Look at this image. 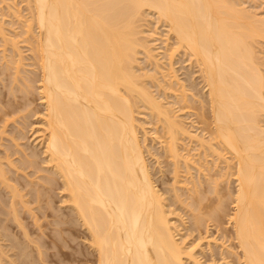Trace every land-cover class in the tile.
<instances>
[{"label":"bare ground","instance_id":"1","mask_svg":"<svg viewBox=\"0 0 264 264\" xmlns=\"http://www.w3.org/2000/svg\"><path fill=\"white\" fill-rule=\"evenodd\" d=\"M22 1L26 2L29 12L25 33L28 34V49L32 51L31 60H35L39 73L36 79L18 76L26 71L23 68L26 57L16 45L19 41L6 37L3 22L0 36H4L1 38L5 44H12L11 49L15 52L13 83L22 77L18 83L30 92L35 90L32 84L39 82L36 89L44 113L39 118L42 127L37 124L38 132H41L38 141L43 145L44 161L38 162V153L35 150L28 152V148L18 141L24 138V133L21 134L24 124L23 128L17 127L19 137L10 133L16 148L0 155V264H188L189 261L202 264L195 254L197 247H185L177 222L170 217L176 216L175 212L168 210L166 195L156 188L144 152L147 134L142 140L139 136L143 126L137 115L141 114L142 107L147 115L150 113L152 116H149L160 122L167 135V140L161 139L166 145L159 142L169 152L174 173L179 171L180 158L184 156L179 155L180 135L196 139L200 148H206L212 155L224 150L231 153L235 159L234 169L225 165L234 170L232 175L236 182L234 192L227 194L228 200L233 199V213L228 218L232 226L230 238L239 250L235 255L242 264H264V64L260 62L264 60L253 45L264 40V17L254 14L258 11L252 10L251 14V9L240 7L243 6L241 0ZM10 5L8 9L13 7ZM147 12L156 15V19L167 26L166 44L173 37V48L170 46L169 53L166 49L171 72L173 63L170 60L181 53L190 61L194 59L192 63L199 68L206 96L200 101L205 109L196 114H200L207 127L212 124L211 129L207 128L211 136L208 140L190 132L186 124L174 117L172 108L162 104L151 89V86L162 85V81H156V74L162 69L159 71L158 60L155 62L157 54L152 53L146 37L148 33L141 36V23ZM140 52L144 53L147 62L156 58L152 62H155L156 73L154 70L138 72ZM166 73H163L164 79L168 77ZM148 78L149 81L154 78L156 84L148 85ZM171 78V81L180 82L173 72ZM191 86L187 88L192 92L194 87ZM181 90L186 104L196 100L195 93L188 95ZM14 91L11 90L15 94ZM27 92L25 96H28ZM8 112L3 114L10 115ZM6 116L2 115L4 119ZM2 117L1 122H5ZM5 124L1 123L3 131L8 125ZM17 154L18 157L13 156ZM189 160H182L187 169L192 161ZM42 162L47 164L45 168L36 166ZM30 168H36V171L41 168L38 173H47L40 176L44 182L33 171L25 173ZM210 170L206 169L205 176L211 175L208 174ZM32 173L38 181L30 176ZM28 175L35 184L28 181ZM21 179L27 183L23 184ZM37 182L41 184L36 186L38 188L34 186ZM217 182L210 180L214 184L211 191L217 192ZM28 185L32 186L29 190L26 189ZM198 186L195 182L190 190L198 197L187 204L191 207L194 203V220L203 210L204 195ZM53 187L60 190L57 195L62 194L61 205L70 209L61 212L62 215L58 214L60 206H54L59 209L56 210L50 201L54 197L49 194L54 191ZM175 197H178L175 198L177 201L180 199L177 194ZM223 199L214 204L210 210L212 214L208 212V215H215L211 216L214 219L225 216H218L219 210L225 213L228 209ZM40 216L46 218L42 220H48L44 227ZM28 218L32 219V226L27 222ZM77 224L86 230L83 241L88 246L83 249H75V246L72 250L66 236L72 238L69 235L74 229L75 233L78 231ZM67 247L71 249L67 250Z\"/></svg>","mask_w":264,"mask_h":264},{"label":"rangeland","instance_id":"2","mask_svg":"<svg viewBox=\"0 0 264 264\" xmlns=\"http://www.w3.org/2000/svg\"><path fill=\"white\" fill-rule=\"evenodd\" d=\"M3 1L4 2H2L0 0V24L3 22L2 23L3 25L2 24L1 25L3 26L4 33H5L6 37H8V36H10V38L14 37L15 38V39L13 38L14 41L16 40L17 42L18 41L20 42V43L18 42L16 45H18L17 46L18 48H21L22 56L24 58L26 57L25 58L26 61L23 60V61H25L24 62L25 65L23 66V68L26 69L27 72L26 71L25 72H26L27 75L25 74V72L22 71V75H18V76H23L24 77V75H25V77H27V76L31 77V78L33 77L32 79L34 80V79H36L38 77L37 75L39 73H38V70L36 69L35 60H33V59L31 60L32 51L30 49H28L29 45H28V41H26V38L28 36V34L25 33L26 30H27V28H26L27 27L26 26L27 25L26 24V19H28V17H29L28 9H26L27 8L26 7V2L25 1L23 2L22 0H9V1L8 0H3ZM243 1L242 0L240 1L241 4H243V6L241 5L240 7L246 6L247 10L251 9L250 10L251 14L253 13V11L254 12L258 11L259 13L256 12L254 14H256V15L259 14L260 17L261 16L264 17L263 16L264 15V0H243ZM10 4L13 7L12 8L10 7V9H8ZM15 6H16V8H15ZM12 9H14L15 12L18 15ZM145 14H146V16H145L146 18L144 16L143 17H144V21L146 20L145 21L146 24L145 23L143 24L144 21H142V23H141L142 25L141 26H143V27H141V26L140 27L142 28L141 30H143V32H142L141 36L143 35V33H146V34L148 33L147 34L148 36H146V34H144V35L148 38V42L150 43V46L152 48V53H154V56L157 54L156 55L157 59L154 57V59H156V61L153 58L152 59L156 63H157V60H158L157 64L160 67L159 71L162 69L160 71V73L162 75L158 72V75L156 74V78L157 77L158 78L157 79L155 78L156 81L158 79L160 81H162V85L160 84L161 86H157V87L151 86V83L156 84V82L153 81L154 78L152 80H150V81H149L150 78L147 79L149 81L148 85H150L152 87L151 89H153V92H155V96L157 95V96L160 97L159 98V97L156 96L158 98V100L160 99L162 104H164L168 108L170 107L169 109L172 108L171 110H172V114L174 113V115H175L174 117H176V119H180V121L183 122L184 125L186 124L185 127L187 129H189L190 132H192L193 134L196 133L200 137L202 136V138L208 140L209 138H211V136L209 134L210 130L207 131V128L211 129L212 128V124L211 125L208 124V127H207V125H206L207 123L206 124H205V122L203 123V119H201L202 117L201 118L199 117L200 114H196L198 112H202L205 109V107L202 106L204 103L201 105V103L203 101L201 103H200V101H201V99H203L206 96V89L203 86L204 84H203L202 78H200L199 68L197 67V65L195 63H192V62H194V59H191V61H190V60H188L189 58H188L187 55H184L183 53H181L182 55L181 54L180 55L177 54L176 57L174 56L175 58L170 60L171 63H173L172 64V66H173V71L172 72L177 75V77H178V79L180 80L181 83L182 82L184 83V84L182 83V85H186L187 87H190L192 85L191 87L192 88L194 87L193 88L194 90L191 92L190 88H187V87L183 86L185 88L184 89L182 87V85L180 86L179 85L180 82L178 83L175 80L171 81L172 80V78H171L172 72H171V69H170V66H169L170 62H168V60H169L168 53L171 50L170 46L173 48V44H172L174 42L173 37H171L170 40L167 41L168 44H166L165 43V39H166L165 35H166V32L168 31L167 30L168 29L167 26L165 24H163L162 22H159L156 19V17H155L156 15H154L153 13L147 12ZM33 31H36V30H34V28H33ZM34 35H36V34H34ZM1 37L3 38L4 36H2V35L0 36V106L2 105L0 107L2 109V110H0V112H2V111L3 112H5V111L8 112L9 111L8 114H10V115L6 116V115L3 114V112L0 113V117H2V115L6 116L5 117L6 120L4 119V117H2L3 121L5 120V122H1V119H0V127L3 125V123L4 124L6 123L7 119L9 120V122L7 121L8 123H6L8 125L6 126V124H5L6 128L4 129V131H7V130L8 131L4 135H3V133H4L3 129L0 128V129H2L1 131H3L2 134L0 133V143H1L0 144V155H3L4 154L3 152H5V150H7L8 152L14 151V148H16V147L13 145L14 143H13V141L10 138L12 137V135L15 136V137L18 136L17 134L19 132H17L18 131L17 127L21 126V128H23V124H24V131H21V134L24 133V135L22 134L24 136V138H21L18 141H20V143L23 144L22 147H25V148L27 147L28 148V150H27L28 152L35 150L38 153V155H39V159L37 158L38 162L39 161H44V154L42 155V153H43V145L38 141V138H39L38 135H41L40 134L41 132H38V128H39V126L42 127L41 120L39 118H41V116H40V115H42L41 113H44V110H43L44 109V105L42 104V101L40 100V97H39V94H38L39 91L36 89L37 86L39 85V82L37 83L35 81L34 84H32V85H35V90H34V88H33L34 86H33L32 87L33 90H31L30 92H27L28 90L27 91L23 90L24 89V87H23L24 85L22 84L23 85L22 86L21 83H20L22 77H18V79L19 78L20 79L19 80L16 79L15 84L13 83L14 82L12 80L13 79V75H14V73H13L14 72V62L13 61H15V58H16V57H14V53L15 52H13V49H11L12 48V44L11 43L10 44L9 43L5 44L2 41ZM23 40H25V41H23ZM258 42H259L258 44L255 43L256 45L255 44H253V45H254V47H256L255 50H256L258 56L261 54L260 56L262 57V55H263L262 58L259 56L260 59L264 60V52H263L264 51V40H260ZM3 44H5L4 46H6V47H4ZM257 45H259V46H257ZM258 47H260V48H258ZM166 49L169 50L168 53H167ZM2 50H4V51H2ZM261 50H262V52H261ZM3 54L5 56H3ZM138 56H139V59H140L139 63L141 65L139 70H138V72L143 73V72H147L148 71L147 73H149V72H153V70H154V73H156V70H155L156 69V65H155V62L152 63L153 60H152V62H149V61L147 62V58H145L144 53H142V52H140V54ZM260 59H259V61H260ZM260 62H263L262 64H264V61H260ZM150 63H152V64H150ZM262 69H264V67ZM30 70H32V71H30ZM162 72L163 73L164 72L165 73L168 72V73H166V75L168 74V77L165 76V79H164ZM154 73H151V74H154ZM161 76H162V78H161ZM17 80L20 81V82L18 83ZM151 81H153V82H151ZM12 83H13V85H12ZM21 86H22L23 89L21 88ZM181 89L185 90L184 92L187 93L188 95H190V92L193 93V94L194 93L196 94V96H195L196 100H194V101L191 100L193 102V104H192L191 101H187V104H186L185 101H183V99H182L183 94L181 92L182 91ZM11 90L12 91L16 90V92L14 91L15 94L13 92H11ZM23 91H26L28 93V96H25L26 92H23ZM175 96H177V98ZM26 97H27V99H26ZM1 100H2V102H1ZM163 100H164V102H163ZM167 105H169V106H167ZM26 106H28L29 108H27ZM197 108H199V111H198ZM25 110H27V111H25ZM143 110H144V108L142 107V110L140 109V113L141 114H138L137 117H138V119H140L141 126H143V128L140 127V129H139L140 130L139 131V136H140L141 140H142V138H144L142 136H144L145 133L147 134L145 136L146 141H145V144H144L145 145L144 146L145 147L144 148L145 149L144 150L145 157H146V160L148 162L147 164H148L149 168L151 169V173H153L152 176H154L153 177L154 182L156 181L155 182L156 188L159 189V191H161L160 193L164 194L163 196L166 195L165 198H167V201H168L167 202L168 203V207H167L168 210H172L173 212H175L174 214L176 216L173 215L174 217L173 216H170V217L173 219V221L177 222V223L176 222L175 223L177 224V226L180 229V235H182V239L183 238L185 239V242H184L185 247L187 249L191 248L192 246L197 247L196 250H195L196 251L195 254L198 257V259H200L202 264H242L241 261H239L237 259L236 255H235L236 251L239 252V250L235 249L236 248L235 247L236 246V242L233 240L232 237L230 238V236H231L230 234H232L231 233L232 232L231 231L232 230V226L230 225L229 218H228V217H230V214L233 213V203L231 202V200H233V199H231V200L229 199L228 200V195L227 194H228V191H229L230 194L233 193L234 190H235L234 188H236V182H235L234 176L232 175V172L234 170H231L232 168L234 169L233 165H234L235 159L232 157L231 153H229L228 151L224 150L222 152L223 149L219 150V152H222V153H219V154L221 156L223 155L224 157L226 156L225 158H223V156L222 157L219 156V154L212 155L210 153V151L206 150V148L205 149H204V147L200 148V145H198L199 143L196 142V139L193 140V138H192V140H191V138H188L189 137L188 135H180L179 136V141H178V147H179V153H180L179 155H182V156L184 155L183 159L184 158H188V160H189V158H191L190 160H192V161L190 162V164L188 163L189 167H190V168H188L189 169L188 170L184 166V164H182L183 163L182 162L183 159L180 158L181 164L178 166L179 169L177 168V170H179V171L174 173L173 171H174L175 167L172 164L173 162L170 159L169 152H167L168 150H165L164 149L165 146H163L161 144V142L162 143L166 142V141L163 142V140L166 139L167 135L165 136V133L163 131V128H162L160 122L156 121L155 117H151L152 115L150 113L149 114L151 116H149V114L147 115L146 114L147 112L145 111L146 112L145 113ZM10 111H12V112H10ZM24 112H25V114H24ZM26 112H27V114H26ZM32 112H33V114H32ZM142 115H144V116H142ZM208 115L210 116V114H208ZM25 116L26 117L28 116V117L26 118ZM13 120L16 121V124H15V122ZM21 121H22V123H20ZM24 121H26V122H24ZM1 123H2V125H1ZM141 129H143V130L141 131ZM19 135H20V133H19ZM161 139H163V140H161ZM39 140H40V138H39ZM159 140L161 142H159ZM2 141H3V143H2ZM213 143L215 144L216 141H213ZM4 145H6V146H4ZM8 145H12V146H8ZM6 147H7V149H6ZM204 150L208 151V152H205ZM13 156L14 157H16V156L18 157V154L17 155H13ZM13 156H12V158H14ZM217 158H219V159H217ZM220 158H222V159L220 160ZM37 159H35V161ZM197 159H199V160H197ZM225 159L228 160L227 163H226ZM195 164H197V165H195ZM225 164L226 165L229 164L230 168L231 167L232 168L230 169V168H228V166L226 167ZM38 165H39V167H42L44 165L46 166L47 164H45L43 162L41 164L36 163V166H38ZM192 165H194V166H192ZM45 166H44V168H45ZM196 166H198V167L196 168ZM199 167H201V169ZM207 168L208 169L211 168V170L208 172L209 175L211 174L210 176H205V174L207 173V171H206ZM34 169H36V168L26 169L25 173H30V172L33 171L34 175L37 176V178H39L40 176L43 177L44 175H47V173H43L44 174L43 175L42 172H39V173L37 172V171H40V170L42 171L41 168H39L37 171L34 170ZM223 171H225V172H223ZM34 175H33V173L30 174V176L31 177L33 176L34 180H35L36 177ZM38 175H39V177H38ZM213 175L214 176L216 175V176L214 177ZM219 175H222V176L219 178ZM30 176H29V178H30ZM42 177H40L41 181H42ZM210 177H212L214 180L216 179L220 183L219 184L217 182L218 186L215 185V186H217V190H216L217 192H214V190L211 191L212 190L211 188L213 187L212 185H214V184H212L213 183V179H210ZM45 178H47V177L45 176ZM45 178H43V179H45ZM217 178H219L220 180H218ZM22 179H21V182L23 184L27 183L26 181L24 182ZM31 179H33V178L28 179V181L30 180V182H32ZM209 179L212 180V183H210ZM24 180H25V178H24ZM192 180H194L199 185L198 186L199 187L198 190H201L203 192L202 196L204 195L203 200H202V205H201V209H203V210H201V213H200L201 216L198 217V215L196 214L197 211H195L196 212L195 214L198 217V219L201 218V219H199L198 223H197L198 219L194 220L193 215H192L194 213V211H192V209L195 207L193 205L194 203L191 204L192 208L190 206H187L188 203H192V201L194 202V198L196 197V194H197L196 192H195L196 193L195 194L193 191L192 192L190 191V190H193L192 187H193V185L195 183ZM41 181H40V183H41ZM42 182H44V180ZM191 182L193 183V185H192ZM33 184H35V182ZM39 184L37 182V184L34 185V186L36 187L38 185V187H39L41 185V184L40 185ZM28 186H29V188H28ZM28 186L26 187V189L27 190L31 189L32 186L31 185H28ZM38 187H36V188H38ZM53 188H54V191L52 190L53 193L50 192L49 194L51 195V197L54 196L55 198L53 197L52 199H50V201L53 202V204H52V202L50 204H52L53 208H54V206L57 207V208H59V206H60V208H61L60 210L57 209V208H54L56 210H59L58 211L59 215L61 214V212H63V213L68 212L67 210H70V209L69 208L67 209L65 206H64L65 207L64 208L61 205L62 202H60V200H61L60 195L62 196V194L59 192L58 194H60V195H57V192L60 191V190H58V188L55 189V187H53ZM174 188H176V189H174ZM218 189H219V191H218ZM27 190H25V192ZM230 190H231V192H230ZM232 190H233V192H232ZM189 191L191 192V194H190ZM175 193L180 197V199L178 201L175 200V198L178 199V197H175V195H176ZM190 195H192V197ZM221 199H223V203H226V207L228 209L225 210L226 211L225 213H222L223 211L219 210L218 211L219 213L217 212L219 215L218 214L217 215L218 216L225 215V216H222L223 218L220 217V219L218 217H216L214 219L215 215H211L212 213L210 212V210H211V208L213 210V208L215 207L214 204L219 203V200H221ZM179 201H182V202H179ZM220 202H222V201H220ZM227 202H228L229 206L227 205ZM169 204H170V206H169ZM203 205L205 206L204 208H202ZM209 205H211V206H209ZM36 206H34V207H36ZM169 207H170V209H169ZM56 210H54V211L57 213ZM205 210H207V211H205ZM208 212H210L211 214L208 215L209 214ZM220 212L222 214H220ZM227 214H228V216H226ZM179 216H180V219H182L183 223H181L182 221H179L180 220ZM207 216H209V217H207ZM211 216H214V217H211ZM217 218L219 219V221H221V224L217 220ZM42 219L46 220V218L45 217L43 218V216L40 218V221H43V223H42L43 225L42 226L44 227L45 225L48 224V222H47L48 220L45 221V220H42ZM47 219H49V218H47ZM50 219L52 220L53 218H50ZM66 219H67V217H66ZM27 222H29V223L31 222L30 225L33 224L31 218L30 219L28 218ZM77 226H78V224H77ZM187 227H188L189 230L187 229ZM76 228H77L78 231H76V233H75L74 231L76 229H74V231H73L74 234L71 233L74 236H72L71 234L69 235V237L71 236L73 238V241H72V238H68V236H66V234H65V236L67 237L68 241H71V242L67 241L68 243L67 242L66 243H67L68 247H72V250H74L73 247H75V246H76L75 249H77V247H79L78 249H83L84 247L86 248V246H88V243H85V241H83L84 240L83 234L85 233L84 231H86V230L81 228L80 225L78 227H76ZM47 230H49V229H47ZM74 237H76V239ZM180 238H181V236H180ZM70 243H71V245H70ZM229 246H230V248H229ZM68 247L66 249L70 250L71 248L68 249ZM227 248H229V249H227ZM231 250H232V252H230ZM73 263L74 262H72V264ZM188 264H192V263H190V261H189Z\"/></svg>","mask_w":264,"mask_h":264}]
</instances>
